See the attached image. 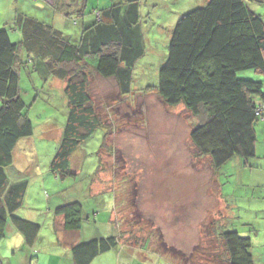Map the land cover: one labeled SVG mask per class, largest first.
Instances as JSON below:
<instances>
[{"label":"trees","instance_id":"16d2710c","mask_svg":"<svg viewBox=\"0 0 264 264\" xmlns=\"http://www.w3.org/2000/svg\"><path fill=\"white\" fill-rule=\"evenodd\" d=\"M73 1L70 7L64 2L53 3L48 23L17 14L13 22L16 42L7 30H0V242L12 224L31 247L42 228L19 215L32 180L18 169L19 153L26 150L33 161L44 155L37 144V126L28 114L30 106L21 93V70L66 83V123L49 161L50 172L63 189L65 179L78 176L72 164L78 150L103 129L106 133L99 149L89 150L84 157L99 155L115 131L114 125L97 113L89 93L91 77L115 79L122 97H137L140 90L133 89L135 68L153 56L145 38L148 19L142 17L138 0L113 3L88 22L87 0ZM256 1L264 4V0ZM205 2L182 14L174 25L163 22L168 26L167 54L157 85L149 86L146 95L150 92L166 106L190 114L195 156L208 159L216 171L234 157L248 165L257 157V150L264 152L263 140H259L260 131L264 138V17L253 11L247 0ZM73 12L82 21L74 38L54 24L55 18ZM104 170L99 161L95 174ZM43 188L46 196L48 190ZM103 193L116 199L114 191ZM86 213L82 204L74 201L56 211L64 218L67 231L79 230L89 216ZM118 218L123 227L122 217ZM207 233L213 237V250L207 256L209 262L203 264H256L251 237L236 226L214 222L208 225ZM119 242V237H109L77 244L72 249L75 263L90 264L98 255L116 249ZM194 264L202 263L196 259Z\"/></svg>","mask_w":264,"mask_h":264},{"label":"rangeland","instance_id":"374dc122","mask_svg":"<svg viewBox=\"0 0 264 264\" xmlns=\"http://www.w3.org/2000/svg\"><path fill=\"white\" fill-rule=\"evenodd\" d=\"M127 1L132 0H87L85 21L95 19L98 11L113 3ZM138 1L142 17L148 19L144 23L145 38L148 47L153 49V56L146 57L147 60L143 59L135 68L133 89L140 90L136 92L137 97H122L115 79L91 77L89 93L95 99L97 113L103 121L113 124L115 131L107 139L108 147L100 149L99 155L91 153L84 157L89 150L99 149L106 133L103 129L97 131V138L92 137L78 150V159L72 160L73 170L82 171L76 186L82 189L84 184V189L89 180L85 178L101 161L105 170L94 178L92 193L93 190H114L118 204L116 213L122 217L126 236L131 235L140 246L146 239L155 242L154 246L171 252L174 259L182 257L185 264L196 259L207 263V256L213 250L207 227L214 222H227L226 218H221L226 216L222 211L224 205L230 206V215L231 209H237L232 218L236 220L234 226L240 230L245 229L238 224L241 219L257 215L258 224L264 221V185H259L264 183V171L255 170L247 177L240 174V164L245 161L239 157L214 171L208 159L195 156L190 139V114L179 107L166 106L150 92L146 95L149 86L157 85L159 68L167 54L168 26L163 22L169 26L176 24L182 14L195 6L205 5V0ZM63 2L70 7L74 1L0 0V30H7L11 41L16 42L18 36L13 22L17 14L48 23L52 21L53 3L61 5ZM247 2L253 11L264 17V4L256 0ZM54 24L72 38L82 27L76 12L55 18ZM65 86L63 80L52 76L28 72L25 68L20 72L21 93L30 106L28 114L37 126V144L44 153L35 165L42 169L48 168L46 161L59 146L57 129L66 123ZM259 134L264 144L261 131ZM22 152L18 157L20 168L27 165V151ZM70 180L71 177L67 181ZM240 181L244 186L238 184ZM81 200L87 213L94 214L92 207L96 201ZM119 201H122L120 205ZM250 203L254 208H250ZM184 247H187L183 250L185 254L180 252Z\"/></svg>","mask_w":264,"mask_h":264},{"label":"crops","instance_id":"0c3cea01","mask_svg":"<svg viewBox=\"0 0 264 264\" xmlns=\"http://www.w3.org/2000/svg\"><path fill=\"white\" fill-rule=\"evenodd\" d=\"M60 130L61 128L57 129V140L61 138L62 131L60 133ZM43 145L48 147L46 144ZM51 156L50 154L49 157L51 158ZM26 157L27 165L21 166L23 168L18 167V169L32 180L25 195L24 206L20 209L19 215L42 225V228L36 242L33 246L30 247L29 245L28 247L23 235L18 233L12 224L8 226L7 236L0 242V264H76L72 254L74 246L82 242L109 237L120 238L118 247L98 255L90 264H185V260L182 257L174 259L176 257L171 252L163 251L160 247L154 246L155 242H149L146 239L143 246H140L137 241H133L131 235H125L122 225L117 223L119 215L116 213V199L103 193L107 192V190L101 192L93 190L92 193L94 178L98 176L95 171L88 174L85 178L89 180L84 189V184H82V189L76 186L77 180L82 175L79 176V170L76 171L78 176H75V179L71 178L70 181L65 179L62 184L65 183L66 187L60 189L61 185L57 182L58 177L50 172L49 157L48 162L46 161L48 168L44 169L35 165L41 155L35 161L30 159L28 152H26ZM254 159L256 161L252 160V162L247 163L248 165H246V162H241V171L239 173L247 177V175H252L255 170L264 171V152L261 153L260 150H257V157ZM242 182H244V178ZM238 184L242 185L241 181ZM259 185H264V183ZM42 187L48 190L46 191L48 193L46 196H44ZM253 188L256 187L253 186ZM111 191L114 190L110 189L109 192ZM219 196L222 195L219 194ZM82 198L86 200L91 198L96 201V204L92 207L94 214L86 213L89 216L85 218L79 230L67 231L64 228V218L57 216L56 211L59 207L70 202L83 201L81 200ZM237 204L240 203L237 202ZM82 205L84 213L87 212L84 204ZM252 205L253 203H250V208H254ZM229 207L227 204L224 205L222 211L226 213V216L221 218H226L227 220L226 223H223V226L234 227L233 221L235 222L236 220L232 216H234V212L237 209H231L232 215H230ZM257 220L258 216L256 215L241 219L238 224L239 226H245V229L240 230L243 235L250 236L252 239V254L255 263L264 264V221L258 224ZM210 236L213 238L212 235ZM186 248L184 247L180 252L185 254L186 251L183 250H186ZM191 264H194V261Z\"/></svg>","mask_w":264,"mask_h":264}]
</instances>
